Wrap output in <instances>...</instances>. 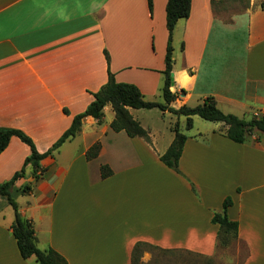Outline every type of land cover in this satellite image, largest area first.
I'll list each match as a JSON object with an SVG mask.
<instances>
[{
  "label": "crops",
  "instance_id": "0c3cea01",
  "mask_svg": "<svg viewBox=\"0 0 264 264\" xmlns=\"http://www.w3.org/2000/svg\"><path fill=\"white\" fill-rule=\"evenodd\" d=\"M218 1L191 0L188 18L176 23L170 90L177 97L170 106H195L211 96L224 113L259 116L264 7L220 15ZM166 3L152 0L150 11L147 0H0V129H19L38 152L47 151L106 83L108 68L145 100L163 102ZM134 111L150 142L112 131L114 113L106 124L85 117L80 132L41 161L39 179L27 168L15 183L17 191L31 187L15 201L32 221L38 247L55 250L67 264H132L133 248L142 242L152 248H142L135 264L150 258L160 264L161 250L191 252L211 264L219 231L211 218L231 197L226 215L237 222V239L247 249L240 264H264V137L238 144L223 135L222 123L197 130L186 135L176 172L159 160L174 134L159 146V129ZM96 142L98 156L87 159ZM29 155V146L12 137L0 154V183ZM103 165L111 171L106 178ZM13 221L12 207L0 197V264H32L34 257L19 254Z\"/></svg>",
  "mask_w": 264,
  "mask_h": 264
},
{
  "label": "trees",
  "instance_id": "16d2710c",
  "mask_svg": "<svg viewBox=\"0 0 264 264\" xmlns=\"http://www.w3.org/2000/svg\"><path fill=\"white\" fill-rule=\"evenodd\" d=\"M220 2L221 0L217 3ZM147 4L149 10L152 11V0H147ZM190 6L191 0H167L165 6L168 38L165 54V69L163 71L164 81L161 88L163 102L145 100L139 88L134 84L116 82L113 74L108 68L106 83L102 85L97 92L92 93L93 100L87 105L84 111L73 117L71 125L47 151L43 153L38 152L32 139L19 129H0V154L8 146L12 137L18 138L30 148V155L25 158L21 169L16 171L10 180L0 183V197L5 198L14 211V221L10 229L22 259L27 260L34 257L37 264H67L65 258L55 250L51 248L42 250L38 247L33 223L31 220L23 218L20 215L15 201L16 193H27L31 190V187L27 184L17 191L14 190L15 183L19 179L25 177L27 168H29L33 180L39 179L45 172V168L42 167L41 161L48 156H52L53 152L66 140L76 136V134L80 132L83 118L90 116L100 124L103 120L106 106L110 105L114 113V118L110 123L112 131H124L129 137H140L146 142H150L148 131L142 127L139 121L133 118L129 109L157 108L161 112L167 111L176 116H184L186 117V129L192 128L193 116H199L209 122L222 123L225 128L223 135L238 144L246 143L253 134H258L255 140H258L259 137H264V113L259 116L250 115L248 118H240L231 113H224L219 109L216 100L211 96L206 97L195 106L183 105L177 109L170 106L177 97V95L170 90L172 85L171 72L173 65L172 34L178 20L188 18ZM261 6L264 7V2ZM104 56L108 64L109 55L107 51H104ZM64 112L67 111L65 110ZM173 132V140L167 150L159 156V160L168 168L178 172V161L187 136L181 133L177 126L173 128ZM99 151L100 143L96 142L87 150V159L96 158ZM100 173L101 178H106L110 176L111 171L108 166L103 165L100 168ZM231 204L232 198L226 197L222 204V210L220 212H215L211 218V222L219 226L217 244L224 243L228 235L233 236L235 239L237 238L238 224L236 221H230L226 215V209ZM144 247L152 248V246L142 242L135 244L132 251V264L140 260L141 250ZM153 248L157 249L156 247ZM161 252L162 254L171 255L172 257H175V255H177L176 253H185L186 255L192 254L191 252L173 250H161ZM192 255L198 256L196 254Z\"/></svg>",
  "mask_w": 264,
  "mask_h": 264
},
{
  "label": "rangeland",
  "instance_id": "374dc122",
  "mask_svg": "<svg viewBox=\"0 0 264 264\" xmlns=\"http://www.w3.org/2000/svg\"><path fill=\"white\" fill-rule=\"evenodd\" d=\"M263 2L264 0H221L220 3H216L214 8L216 9V11L220 12V15H225L227 14V12L229 14L230 13L236 14L245 11L248 7H250L251 4L261 5ZM235 43L237 44L238 42L235 41ZM162 99L163 98L161 97L160 100ZM134 110L135 109H132V111ZM137 111L138 112L134 111L136 112L135 114L141 118L142 122H144L145 125L150 126V128H152L151 130L159 129L160 133L158 135H155V137H157L156 141L159 146H162L164 143L163 141L164 135H167L169 131L170 133L172 132L174 134L173 128L175 126H177V128L181 133L185 135H189V134H197V130H206V128L211 125H215V124L221 125V123L209 122L200 118L199 116H193L194 123H192V128L186 129V119L185 121L184 120L179 121V116L176 115L173 116L174 114L172 115L166 113L165 116H163L160 110H158L157 108L138 109ZM112 113L113 112L111 109L105 113L102 121L104 124H106L108 120H110V116L113 115ZM248 117L249 115L246 116V118ZM150 136L151 135H149V137ZM257 136L258 134H253V136H251V139L252 140L256 139ZM246 253H247V249L245 245L242 242L238 241L237 238L235 239L233 236L228 235L226 236L224 243L217 244V250L212 258L211 264H240L245 259ZM146 256L149 257V254L146 253ZM168 258L171 259L173 262L175 261V264H209L205 258L197 257L193 255H178L175 256L174 258H170L166 255L165 256L156 255L155 259L160 260V264H164L166 263ZM34 261L32 264H37ZM146 264H155V263L153 262L152 258H150V260ZM157 264L159 263L157 262Z\"/></svg>",
  "mask_w": 264,
  "mask_h": 264
},
{
  "label": "water",
  "instance_id": "95a60500",
  "mask_svg": "<svg viewBox=\"0 0 264 264\" xmlns=\"http://www.w3.org/2000/svg\"><path fill=\"white\" fill-rule=\"evenodd\" d=\"M171 79H172V82H173V74L171 73Z\"/></svg>",
  "mask_w": 264,
  "mask_h": 264
},
{
  "label": "built area",
  "instance_id": "2783aa9c",
  "mask_svg": "<svg viewBox=\"0 0 264 264\" xmlns=\"http://www.w3.org/2000/svg\"><path fill=\"white\" fill-rule=\"evenodd\" d=\"M255 116H257V114H255Z\"/></svg>",
  "mask_w": 264,
  "mask_h": 264
}]
</instances>
